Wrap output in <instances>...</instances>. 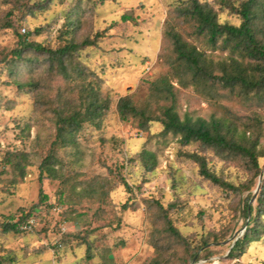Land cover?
Here are the masks:
<instances>
[{"label": "trees", "instance_id": "trees-1", "mask_svg": "<svg viewBox=\"0 0 264 264\" xmlns=\"http://www.w3.org/2000/svg\"><path fill=\"white\" fill-rule=\"evenodd\" d=\"M53 1L1 0L10 10L1 16L0 30L12 31L16 42L12 49L0 50V66L8 84L17 93L27 94L32 101L31 117L15 128L20 142L29 144L22 150L3 155L0 174L9 173L2 180L3 186L6 189L9 185L14 187L16 176L23 178L26 169L36 165L39 182L46 179L58 183L55 206L64 209V223L82 220L87 215L84 209H90L89 205H96L94 212L98 218L99 211L108 200L111 201L110 190L106 179L100 176L90 178L85 186L80 182L87 152L85 142H105L103 134L111 115L116 114L118 121L125 125L131 121L141 129H146L149 124L160 125L162 133L179 136L181 147L196 145V151L183 156L195 165L200 181L220 191L226 201L246 193L241 208L243 212L249 206L264 166V153L254 146L261 138L256 110H253L264 102V0H213L212 5L205 0H178V5L168 11L162 29L159 56L162 63L170 67L178 65L180 71L190 78L189 85L205 93L209 99L235 101L251 111L248 114L236 112L229 119L209 121L187 115L180 117L174 89L164 77L151 84L148 106L140 108L130 98H125L113 112L117 102L115 94L107 88L101 76L88 70L80 60L81 52L95 47L105 31L85 30L82 5L74 6L64 31L60 29L59 33L68 38L61 41L59 37L53 49L31 38L49 31V26L26 30L22 34L13 28L22 24V10L43 13ZM78 1L84 4L82 0ZM99 2L102 4V0ZM85 5L94 7L95 2L87 0ZM212 7L238 18L240 24L217 25ZM130 21H134L131 14L120 16V22ZM199 41H202L201 45ZM202 47L226 52L228 56L215 62L204 55ZM156 110L160 112L158 118ZM41 129L48 131L49 135L41 137L36 132ZM122 187L125 193H132L125 182ZM46 199L41 194L43 205H46ZM130 202L127 200L121 205L122 211ZM146 205L149 215L147 246L152 255L143 264H189L199 249L217 242L223 232H210L201 238L198 246L192 247L169 217L171 212L181 210L177 201L163 207L158 200H149ZM31 217L27 214L16 223L11 220L2 222L1 232L18 234L20 221L26 222ZM102 227H109V224ZM95 229L69 234L65 238L84 248L86 262L97 257V264H111L108 260L110 248L94 252L96 240L91 237ZM263 240L264 179L256 196L253 221L241 244L235 245L233 251L242 255L250 245ZM0 264H5L2 258Z\"/></svg>", "mask_w": 264, "mask_h": 264}, {"label": "rangeland", "instance_id": "rangeland-1", "mask_svg": "<svg viewBox=\"0 0 264 264\" xmlns=\"http://www.w3.org/2000/svg\"><path fill=\"white\" fill-rule=\"evenodd\" d=\"M93 1L94 7L86 6L87 0H82L84 4L78 0H54L43 13L22 10V24L13 28L22 34L21 30L26 32L49 26V31L31 38L53 49L59 37L61 41L68 38L59 33L60 29L64 31L74 6L82 5L85 30L96 28L105 31L95 47L81 52L80 60L88 70L101 76L107 88L115 94L117 102L113 112L125 98H130L140 108L148 106L151 84L163 77L174 89L180 117L187 115L192 119L209 121L229 119L236 112H251L242 103L209 99L205 93L189 85L190 78L180 71L178 65L165 66L160 60L162 29L169 9L177 6L178 0H102V4L99 0ZM205 1L212 5L213 0ZM9 10L0 0V18ZM125 13L131 14L134 21L120 22V16ZM212 14L217 25L240 24L238 18L218 7H212ZM15 42L12 31L0 30V50L12 49ZM202 49L204 55L215 62L228 56L226 52ZM253 110H256L261 138L254 146L264 153V102ZM31 113L30 97L17 93L8 84L0 66V161L4 154L28 146L29 142L22 144L16 137L15 128L18 123L27 122ZM155 116L160 117L158 110ZM162 130L156 124H149L146 129L139 128L133 121L125 125L113 114L103 134L105 142H85L87 152L80 182L85 186L90 178L100 176L106 179L110 190L111 201L108 200L99 211L98 218L94 212L96 205H89L90 209H84L87 215L82 220L64 223V209L55 206L58 183L46 179L39 182L36 165L28 167L23 178L16 176V185H9L7 189L2 180L9 173L0 174V223L8 220L16 223L21 216L30 214L29 220L35 224L31 229L23 230L25 222L20 221L18 234H4L0 229V258L5 264H97V257L86 262L84 248L78 246V242L65 238L69 234H82L96 228L91 237V240H96L94 252L110 248L108 260L111 264H143L152 255L147 246L149 215L146 203L149 200H158L163 207L174 201L179 203L181 210L171 212L169 217L192 247L198 246L201 238L213 231H223L215 243L224 245L228 234L238 223L247 194L226 201L220 191L202 183L195 165L183 156L196 151V145L181 147L179 136L162 133ZM36 132L41 137L49 135L44 129ZM262 177L264 179V172ZM124 182L131 189V194L124 192ZM41 194L47 198L46 205L41 203ZM127 200L131 202L122 211L121 205ZM105 224L109 227H102ZM201 250L193 255L189 264H193ZM262 261L264 240L250 245L242 255L238 252L231 256L224 248L212 252L207 264H261Z\"/></svg>", "mask_w": 264, "mask_h": 264}, {"label": "bare ground", "instance_id": "bare-ground-1", "mask_svg": "<svg viewBox=\"0 0 264 264\" xmlns=\"http://www.w3.org/2000/svg\"><path fill=\"white\" fill-rule=\"evenodd\" d=\"M256 206V197L250 202L249 206L241 212V216L238 219V223L234 229L228 234L224 245L222 242L210 244L207 247L202 248L200 253L194 258L193 264H207L210 261V255L212 252L221 250H227L228 253L235 254V245H239L242 242L245 234L244 227L246 224H250L253 221L254 210ZM253 210H252V209Z\"/></svg>", "mask_w": 264, "mask_h": 264}, {"label": "water", "instance_id": "water-1", "mask_svg": "<svg viewBox=\"0 0 264 264\" xmlns=\"http://www.w3.org/2000/svg\"><path fill=\"white\" fill-rule=\"evenodd\" d=\"M263 172H264V168L261 170L260 176H259V178H258V180H257V185H256V188H255L254 191H253V196H252V198H251V201L257 196V193H258V191L260 190V186H261V184H262V179H263V177H262V173H263ZM251 201H250V202H251ZM249 204H250V203H249ZM248 228H249V224H246L245 227H244V231L246 232Z\"/></svg>", "mask_w": 264, "mask_h": 264}, {"label": "built area", "instance_id": "built-area-1", "mask_svg": "<svg viewBox=\"0 0 264 264\" xmlns=\"http://www.w3.org/2000/svg\"><path fill=\"white\" fill-rule=\"evenodd\" d=\"M20 32H21V33H24V30H21ZM34 225H35V224H34L33 220H29V221H26V222L23 224L22 229H23V230H29V229H31L32 226H34ZM62 231L64 232L65 230L62 229Z\"/></svg>", "mask_w": 264, "mask_h": 264}]
</instances>
